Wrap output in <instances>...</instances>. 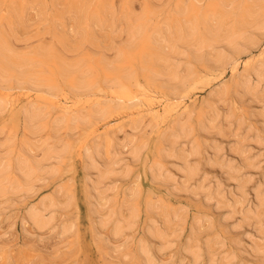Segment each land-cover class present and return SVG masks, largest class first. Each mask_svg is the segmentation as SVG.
Returning a JSON list of instances; mask_svg holds the SVG:
<instances>
[{
    "label": "bare ground",
    "instance_id": "obj_1",
    "mask_svg": "<svg viewBox=\"0 0 264 264\" xmlns=\"http://www.w3.org/2000/svg\"><path fill=\"white\" fill-rule=\"evenodd\" d=\"M0 92V120L29 99L0 124V216L15 208L36 232L57 228L52 251L73 227L58 220L75 205L63 178L75 157L98 230L114 239L144 219L135 248L101 241L120 264H166L175 246L192 264H264V0H0ZM156 103L131 120L129 149L105 157L97 127Z\"/></svg>",
    "mask_w": 264,
    "mask_h": 264
},
{
    "label": "rangeland",
    "instance_id": "obj_2",
    "mask_svg": "<svg viewBox=\"0 0 264 264\" xmlns=\"http://www.w3.org/2000/svg\"><path fill=\"white\" fill-rule=\"evenodd\" d=\"M28 17L31 21H34L36 19V12H30ZM27 32L33 35V33L35 34V28H32L31 30L29 29L27 30ZM261 52H263V48L257 49L251 55L242 57L239 61V70H241L242 68L243 61L244 63H246L249 62L252 58H258L261 55ZM230 75V71H226L221 79H216L211 82V87L214 89L216 86H218L219 81H222L221 83L229 81ZM211 90H199L190 98V100L186 99L185 103H190L192 100H195L196 105L198 106V104L202 100L208 97L207 95ZM19 95L17 98L15 95L16 99L13 96L16 102L6 113V115L0 120V124L7 122L9 120V117L16 113V111L22 105H25L29 100H27V96L22 94ZM66 106L73 107L74 105H72V102H69L66 103ZM132 108V111H116V114H114L112 118L101 123L97 127L98 130L96 137L101 135V137H98V139L101 138V140H103L104 149L107 147L105 149L106 151L103 150V155L105 157L108 155V151V153L112 151L113 148H111V146H116L117 148L122 147V150L124 152L129 149V146H131V144L128 143V141L124 140L123 137L125 132H127V134L130 133L129 124L133 118L140 115H143L144 119L149 117L151 118L156 112H160L162 110L163 105L156 103L152 107L140 105L138 107L135 106ZM242 111L243 110L240 109V112L238 113L244 114V112ZM116 128H119L121 130L116 134V137L113 138L112 131L116 130ZM155 130L152 133L149 128L145 129L147 137L151 142H154L155 140ZM107 132H109L110 134H107ZM226 133L229 135V130H227ZM231 134L233 139L236 138L234 137V130ZM243 137H245L244 133H241L239 138L241 139ZM232 138L230 137L231 140ZM256 151L257 150H255L254 153L258 152ZM63 178L65 180L71 179V184L74 188L76 197L75 205L71 207L66 214H62L58 220V223L68 220L73 224L71 233L67 238V241L69 243L65 247L57 251H52V247L61 238L58 234V229L49 228L40 232H36L28 223H25V221L23 220V211L19 209L18 211L14 208L11 211H8L0 216V264H120L119 262L115 261V259H112L105 255V245L101 247V241H108L109 247L112 246L117 247L118 249H133L135 248L138 241L144 237V219H142L137 224L135 229L128 235L125 234L114 239L110 235L109 226L101 230H98L96 228V226L92 223L88 216L84 203L83 182L78 158L74 157L72 159L71 165L66 169ZM131 181L133 180L130 179L121 183L122 191L126 192L128 187L135 186V184ZM136 182L140 185L143 195L152 192L157 193L156 189L152 187L147 180L139 178L138 180H136ZM47 191L49 190H43L33 199V201L36 202L37 198L41 195H44ZM110 254L111 253H109V255ZM159 258L160 261L166 264H192L187 258H184L182 256L179 250V246H175L173 249L164 252L162 255H160ZM180 260H182L181 263ZM203 263L204 262H201L199 264Z\"/></svg>",
    "mask_w": 264,
    "mask_h": 264
}]
</instances>
